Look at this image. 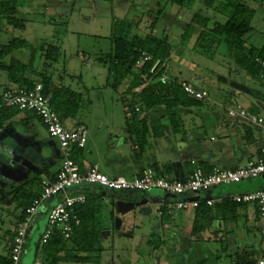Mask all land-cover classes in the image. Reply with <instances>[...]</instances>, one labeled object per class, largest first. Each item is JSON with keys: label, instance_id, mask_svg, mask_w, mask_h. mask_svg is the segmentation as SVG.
I'll return each instance as SVG.
<instances>
[{"label": "rangeland", "instance_id": "obj_1", "mask_svg": "<svg viewBox=\"0 0 264 264\" xmlns=\"http://www.w3.org/2000/svg\"><path fill=\"white\" fill-rule=\"evenodd\" d=\"M222 2L224 0H213V5H209L206 0H185L182 4L168 0H16L15 16L23 25L17 27L3 23L0 26V45L7 44L14 38L30 43L31 49L36 50L34 66L39 72L46 65L39 47L46 49L48 44L57 47V61L50 63L47 72L55 83H62L82 96L77 118L68 121L71 123H63V126L72 129L81 124L87 129V144L77 157L80 162L97 164L101 172L111 177L118 170H122L123 174L128 172V168L134 164L130 160L125 162V156L133 155L135 151L133 152L128 139L123 142L128 136L124 127L121 99L127 82L116 91L108 86L107 63L100 59L106 60L111 54L110 33L114 20L128 22L133 26V33L140 36L150 31L151 22L154 21L153 35L166 38L172 46L168 74L190 77L193 86L198 85L208 92L200 105L190 107L189 112L182 111L175 116L173 120L176 127L173 133L164 111H157V115H152L150 123L159 125L157 130L166 132L168 128L171 132L166 137H154L151 132L147 147L148 153L157 152L163 176L168 179L171 177L172 162L190 167L187 160L194 153L191 148L199 136L205 139L204 144L213 146L215 143L209 141L210 137L221 139V128L232 130L233 121L229 119L226 109L217 102L224 100L219 99L222 91H239L233 87V83L253 88L257 82L236 62L235 55L229 51L222 38L212 55H204L192 50L194 35L182 37L183 30L194 13L218 17L215 8ZM241 3L253 11L243 40L256 53L264 48V0H241ZM14 53L29 55V50L20 48ZM22 55L15 56L21 59ZM83 57L88 59L84 60ZM1 74L2 71L0 89L7 82ZM224 106L238 107L231 101H225ZM214 114L217 118L213 117ZM22 115L25 116L24 113ZM18 119L19 116H15L13 122ZM217 119L221 125L219 128L212 126ZM244 122L249 127H257L245 120ZM257 129L264 134L259 127ZM34 131L36 136L25 133L20 126L14 130L10 124H4L0 130L1 255L8 252L21 212L13 190L40 174L39 164L48 166L50 173H53L57 168V156L61 154L57 139L49 137L42 126L36 124ZM246 163V158L243 157L235 166H244ZM165 165L170 167L164 169ZM127 176L126 174L125 177L128 178ZM244 181L258 182L259 189L264 188L263 175L239 183ZM81 187L92 188L93 185L83 184ZM210 191L203 194L209 195ZM158 195L163 197L164 193L157 189L150 190L147 195L139 191L106 190V199L113 201V204L103 209L105 213L110 209L112 214L108 220L110 225L105 228L109 236L102 241L100 264H234L236 255L249 250L244 240L238 239L233 246L230 243L232 238L228 239L225 233L232 229L234 234H238L243 226L242 220L237 223L222 221L219 226L214 224L197 237L191 235V216L186 217L183 212H176L174 219L164 225L153 204L135 206L125 213H119L116 209L118 200L137 202L147 196L148 199L159 202L156 199ZM50 201L51 199L46 200L43 206H47ZM116 219L121 220L118 228L115 227ZM258 224L263 227L264 219L258 220ZM46 226V216L40 209V214L33 218L27 230V236L30 232L32 235L26 240L24 252L34 248L38 236ZM216 226L219 235L215 236L211 233H214L212 229ZM249 234L253 239L254 230ZM152 235H155L156 243L161 239L163 244L157 247L150 245ZM33 258L44 259L40 252L33 255ZM243 258H247L245 253Z\"/></svg>", "mask_w": 264, "mask_h": 264}, {"label": "trees", "instance_id": "obj_2", "mask_svg": "<svg viewBox=\"0 0 264 264\" xmlns=\"http://www.w3.org/2000/svg\"><path fill=\"white\" fill-rule=\"evenodd\" d=\"M168 2L182 4L185 0H168ZM206 2L213 5V0H206ZM16 10V0H2L0 2V26L5 23L21 27L23 23L15 16ZM215 12L223 18V21L196 12L183 30L182 37L194 35L195 42L192 50L204 55H212L222 38L229 51L235 55L236 62L260 83L262 69L256 59L264 60V48L254 53V48H246L243 40L249 29V21L253 11L243 5L241 0H224L217 5ZM132 28L133 26L124 20H114L111 24L110 33L111 54L106 60H100L107 63L108 86L116 91L124 82H127L121 99L124 107V127L128 136L127 139L135 147V158L140 161L148 147L150 133L152 132L154 137L163 135L162 131L157 130L160 128L159 125L149 124L145 117L140 116L142 111H160L161 113L164 111L170 121L169 126H171L172 131H175L176 123L173 120L175 116L186 108L200 105L202 100L189 97L180 86L179 81L181 80L172 78L169 81H164L162 79L163 75H167V64L172 46L166 38H158L153 35L155 22H151L150 31L144 36L133 33ZM31 47L30 43L18 38L0 45V71L5 72L9 83L17 87L31 88L34 82H40L43 86V92L50 95V105L58 114L61 122L75 120L82 105L81 94L62 83H55L51 75L39 72L34 66L36 50L31 49ZM18 48L29 50L27 63L24 64L14 58H10L8 62L3 61V58ZM39 50L42 51V56L45 58V66L49 67L50 63L57 61L59 52L56 46L48 44L46 49L40 46ZM142 53L151 55L152 59L136 66V62L142 57ZM156 61L159 62L156 63ZM37 77L38 80H35ZM22 113L25 116L20 117L18 123L11 121L15 116ZM34 122L44 128L33 112H23L10 107L0 108V130L4 124H10L14 130L20 126L24 128V132H30L32 136H36L34 131L36 124ZM80 150L82 149H75L73 152V159L78 164L77 154ZM60 158L62 157L60 156ZM147 167L152 168L157 175L164 177L155 159L151 158ZM167 167L170 166H163L164 169ZM200 169L205 172L210 171L206 168ZM40 172L33 179L24 182L13 190L16 193L15 201L21 208L17 221L23 217L25 209L31 205L32 201L41 194L42 178L44 176L54 177L55 175V173H50L49 167L45 165L40 166ZM173 177L175 176L168 179ZM102 190L83 191L85 202L76 207L79 223L73 225L69 238H64L61 232L55 228L45 243L39 242L37 244V252L43 255V260L47 264H100V256L103 250L101 236L104 195ZM112 204L113 201H111ZM245 206V204L234 203L229 198H224L222 203L217 204L214 208L208 207L202 201L194 210L191 235L198 237L213 227L217 221L237 223L239 219L238 210L245 208ZM160 218L165 221L171 217L163 215ZM150 239L153 240H150L149 244L155 247L164 242L160 239L156 243L155 235L150 236ZM10 250L11 245L5 255L0 254V264H13ZM251 262L248 257L243 258V256L236 255L234 264H249Z\"/></svg>", "mask_w": 264, "mask_h": 264}, {"label": "built area", "instance_id": "obj_3", "mask_svg": "<svg viewBox=\"0 0 264 264\" xmlns=\"http://www.w3.org/2000/svg\"><path fill=\"white\" fill-rule=\"evenodd\" d=\"M83 59L87 60L88 57H83ZM151 59V55L142 53V57L136 62V66H140ZM256 61L262 69L260 86L264 103V60L257 58ZM158 62L156 61V63ZM162 79L169 81L172 78L163 75ZM179 82L189 97L196 100H204L207 97L205 90L197 89L186 81L181 80ZM3 107L33 112L44 126L47 135L57 139L62 152V158L54 177L44 176L42 178L41 194L25 209L23 217L16 223L10 250L13 264H18L20 260L30 223L43 207V203L50 198L57 197L58 199L47 209V228L41 234V244L50 238L55 228L61 232L64 238L71 236L73 225L79 223L76 207L85 202L83 194H73V191L83 184H90L109 191L147 192L151 189H157L164 193L163 200L159 202L150 201L149 203L154 205V210L159 217L163 215L172 217L175 212L194 211L202 201L208 207L214 208L224 199L223 197L201 199L200 193L207 192L219 185L237 183L260 175L264 176V146H262L259 155L247 161L244 166L231 168L216 166L208 172L197 167L183 177V181L176 177L167 179L157 175L150 167L143 168L131 179L121 175L109 177L99 170L98 165L81 167L73 159L74 150L84 149L87 144V129L84 126L72 129L65 128L58 114L50 105V95L43 92V86L40 82H34L31 88L14 86L0 89V108ZM228 115L232 118L244 119L264 131V115L249 113L241 107L228 109ZM194 163L191 160V164ZM228 198L234 203L254 206L259 216L264 218V188L254 192L234 194ZM33 264L47 263L36 258ZM249 264H264V258Z\"/></svg>", "mask_w": 264, "mask_h": 264}, {"label": "crops", "instance_id": "obj_4", "mask_svg": "<svg viewBox=\"0 0 264 264\" xmlns=\"http://www.w3.org/2000/svg\"><path fill=\"white\" fill-rule=\"evenodd\" d=\"M215 18L219 21H223V18L220 16H218V17L215 16ZM246 48H251V47L246 46ZM18 50H20V48L14 49L11 52V54H9L5 58H3V61L8 62L10 58H14V59H17L24 64L27 63L29 60V55H27L25 53L23 55H22V53H20V54L14 53V51L16 52ZM15 55H19V56L22 55L24 60H21L23 58L19 59ZM168 62H169V60H168ZM168 71H169V68H168V64H167V75L169 77L176 78V79L182 80V81H186V82L193 85V82L190 79V77H183L181 74H179V76L170 75V74H168ZM40 72H42L44 74H49L47 72V66H45L44 69ZM2 74L4 75L3 79L5 78V80L7 81L6 83H4L3 88L4 87H14L15 85L9 83L6 73L2 72ZM35 80H38V77L35 78ZM259 86H260V83L256 82V84L253 85V88L247 87L250 90L249 92H244V91H240V90L239 91H222V94L219 95V99H224V100H219L217 102H219V106H223L224 109H226L227 115H228V109H230L231 107L224 106L225 101H228V102L231 101L233 103H236V105L238 107L245 109L249 113L264 115L263 93H262L261 86L260 87ZM195 87L197 89L204 90L203 88L199 87L198 85H195ZM256 87H258V88H256ZM207 96H208V92H207ZM183 112H189L188 108L183 110ZM153 114L157 115L158 112L157 111H142L140 116L145 117L147 119L148 123H150ZM21 115L22 114H19L17 116H19V118L23 117V115L22 116ZM216 116L217 115H215V114L213 115V117L217 118ZM228 117H229V119H231L233 121L232 130L229 131V130H224L223 128H221L222 129L221 130L222 131L221 139L220 138L216 139L214 137H210L209 141L215 143V145H213V146L210 145L209 143L204 144L205 139H203L201 136H199L197 138V141L194 142V146L191 148V150L194 153L190 154L189 160H187V163L190 167L183 166L180 162L179 163L172 162L171 163L172 164L171 175H170L171 177L175 176V173H177L178 175L181 174L183 177H185L188 174H190L197 167L206 168V169H211L212 167H216V166L221 167V168L237 167V166H235V165H237L235 163L237 161H239L240 159H242L243 157L246 158V162H247L249 160L256 158L259 155V151H260L261 147L264 145V134L259 133V129H257V127L252 128V127H249L245 122L243 123L244 119H241L239 117L232 118L229 115H228ZM11 121H13V119ZM16 121H14V122L18 123L19 119L17 122ZM66 123H71V122L67 121ZM73 124H74V122H73ZM218 124L219 123H218V119H217V121H215L212 126H217L218 128L221 127V125L220 124L218 125ZM78 126H83V125L79 124ZM166 129H167V131L166 132L163 131V135L161 137H166V134L168 135L171 133V132H169L168 128H166ZM173 132L174 131H172V133ZM25 133L28 134L30 132H25ZM126 141H127V138L125 137L123 139V142H126ZM150 141H151V139H150ZM154 141H155V139H154ZM155 143H156V141H155ZM120 147H122V144L120 145ZM134 151H135V147H133V152ZM148 151L149 150L146 149L145 153H143L139 162L136 160L135 154L130 155V156H128V155L125 156V160H124L125 162L127 160H130L134 164V165H131L128 168V172H126V174L128 175L127 176L128 179L133 178L143 168L149 166V164L151 162V158L155 159L158 162V168L161 169V167H160L161 163L159 161V157L157 155V152H153L151 154V153H148ZM60 156L62 157V152L59 156H57V161H58L57 162V168L55 171H52L53 173H56V171L59 167L60 159H61ZM191 160H193L195 163L191 164ZM78 162L81 165V167L89 166V164H87V163H84L82 161L80 162V159H78ZM194 165H195V167H194ZM39 166H41V165L39 164ZM123 173L124 172H122V170H118V172L113 173L111 175V177L112 176H118V175L125 177L126 174H123ZM255 178H257V177H255ZM257 183L258 182L247 183L246 181H244L243 183L238 182V183L223 184V185H219V186H216V187L210 189L212 191L209 190L210 191L209 195L208 194L204 195L203 193H205V192L200 193L199 197L201 199H204L207 197L228 198L234 194H243V193H248V192H254V191L259 189V186ZM81 186L74 189L73 193L78 192L79 194H82L84 190L100 189L99 187H95V186H93L92 188L81 187ZM151 190H155V189H151ZM102 191H103V195H104V197H103L104 207L107 205H111V201L106 199V190L103 189ZM148 192H150V190L147 192H143V194L147 195ZM213 192H214V195H212ZM157 197H156V199H159L160 201L163 200V197H161L160 195H158ZM50 199H51L50 203L47 206H43L41 208L42 213L46 216V219H47V215H46L47 209L51 205L56 203L58 198L53 197ZM143 199H147L146 203L143 205H151L149 202L153 201V199L152 200L148 199L147 196H145L141 200H143ZM141 200H139V201H141ZM175 213L172 215L171 218H168L167 220L162 221V222H164L163 224L166 225V222L173 220L174 216L176 215ZM183 213L186 217L191 216V219H193L194 211H187V212H183ZM39 214H40V211L38 212L37 215H39ZM238 214H239L238 220L243 221V226H242V228H240L238 234H234L232 229L228 232H225V233H227L228 239L232 238L230 243L234 246L237 244L236 242L238 241V239L244 240L245 242H247V247L249 250L244 251L240 255L243 256L245 253L246 256L248 257L249 261H256L258 259L264 258V226L262 227L261 224L257 225V221L260 220L262 217L259 216L255 207L251 206V205H246L245 208L239 209ZM110 215H111L110 209H107L106 213L103 210V212H102L103 231H102V236H101L102 241L104 239H107L109 236V233L106 232L105 228H108L110 225V223L108 221V220H110L109 219ZM221 222L222 221H217L215 224H217V226H219V224ZM105 223H106V226L104 225ZM191 224H192V222H191ZM217 226L212 229V230H214V233H211L212 235H215V236L219 235L217 233ZM46 228H47V226L45 227L43 232L46 230ZM252 230H254L253 239H251L249 236L250 235L249 233ZM41 234L38 236V239L35 242V246H33L34 248L26 249L25 252L23 249V252L21 254V257H20L18 264H33L34 260L36 259V258H33V255H36V253H38L37 252V244L40 242ZM30 235H32L31 232L29 233L28 236H30ZM28 236H27L26 240L28 239ZM11 244H12V239H11Z\"/></svg>", "mask_w": 264, "mask_h": 264}, {"label": "water", "instance_id": "obj_5", "mask_svg": "<svg viewBox=\"0 0 264 264\" xmlns=\"http://www.w3.org/2000/svg\"><path fill=\"white\" fill-rule=\"evenodd\" d=\"M233 87L237 90L244 91V92L250 91L246 86L239 84V83H233ZM175 177L178 178L180 181H183V176L181 174L178 175L177 173H175ZM146 201H147V199H143V200L137 201V202L118 200V201H116V209L119 213H125V212L132 210L135 206H140V205L145 204ZM120 225H121V220L116 219L115 227L118 228V227H120Z\"/></svg>", "mask_w": 264, "mask_h": 264}]
</instances>
